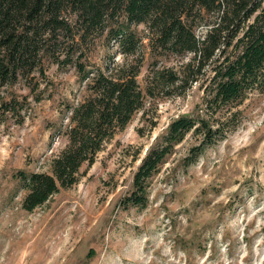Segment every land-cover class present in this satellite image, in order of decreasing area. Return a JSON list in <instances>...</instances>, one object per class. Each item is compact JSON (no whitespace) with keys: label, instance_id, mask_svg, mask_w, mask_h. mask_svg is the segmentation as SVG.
Here are the masks:
<instances>
[{"label":"rangeland","instance_id":"1","mask_svg":"<svg viewBox=\"0 0 264 264\" xmlns=\"http://www.w3.org/2000/svg\"><path fill=\"white\" fill-rule=\"evenodd\" d=\"M131 29L145 33L143 24ZM77 49L87 69L104 72L140 56L144 106L82 164L75 183L28 211L17 174L51 171L69 141L70 111L86 95L85 80L72 64L44 57L45 77L1 88L0 96L27 95V104L20 122L0 118V264H264V90L208 112L222 135L185 165L198 143L188 133L149 178L145 204L124 206L146 148L173 118L195 112L210 68L183 87L176 83L171 94L156 84L148 95L153 69H179L192 53L155 52L146 39L128 57L101 38Z\"/></svg>","mask_w":264,"mask_h":264},{"label":"trees","instance_id":"2","mask_svg":"<svg viewBox=\"0 0 264 264\" xmlns=\"http://www.w3.org/2000/svg\"><path fill=\"white\" fill-rule=\"evenodd\" d=\"M138 24L145 27L143 35L131 29ZM99 38L116 43L125 57L135 55L145 39L155 52L192 53L179 69H153L148 95L156 84L168 95L176 83L183 87L196 81L207 67L211 72L195 112L173 118L146 148L124 206L145 204L149 178L188 133L198 143L189 149L185 165L222 135V125H215L208 112L241 101L253 89L264 90V0H0V91L19 80L32 84L37 75L45 77L44 57L58 66H75L86 87V95L71 108L69 141L52 160L51 171L17 174L28 211L75 183L82 164L90 165L144 106L137 80L140 56L108 72L89 70L80 60L77 48ZM26 104L25 94L0 96V118L11 115L20 122Z\"/></svg>","mask_w":264,"mask_h":264}]
</instances>
